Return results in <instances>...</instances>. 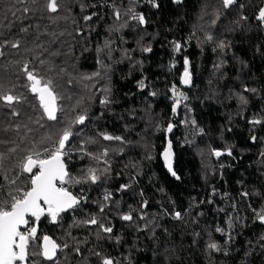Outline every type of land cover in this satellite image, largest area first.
<instances>
[{
	"label": "trees",
	"instance_id": "16d2710c",
	"mask_svg": "<svg viewBox=\"0 0 264 264\" xmlns=\"http://www.w3.org/2000/svg\"><path fill=\"white\" fill-rule=\"evenodd\" d=\"M156 2L159 8L146 0H58L60 11L49 13L43 10L45 0H0V23L11 24L0 41L18 39L21 44L19 49H5L0 58V92L12 90L26 98L14 105L19 117L5 115L9 110L0 101V139L15 141L0 145V151L18 145L5 161V171L13 178L19 160L33 145L39 151L52 147L46 137L55 140L61 127L85 113L88 119L83 125L73 124L74 136L65 149L70 154L65 158L69 174L77 177L89 166L103 169L104 159L111 167L107 179L97 184L66 186L87 202L62 214L56 223L42 216L36 224L38 238L48 235L68 244L57 254L60 264H101L96 252L118 264H264V224L253 212L264 207V124L250 123L253 118L264 120V28L254 19L264 0H238L244 7L222 10L215 24L211 20L218 0ZM24 7L32 11L24 13ZM129 7L142 13L147 24L132 20L131 13L124 15ZM9 8L21 11L13 17ZM114 9L121 12L119 20ZM89 15L92 19L85 21ZM240 15L248 20L237 25ZM21 27H28V32L21 33ZM174 42L181 44L180 52ZM221 42L227 47L220 49ZM148 46L152 51H143ZM185 57L191 73L187 88L180 83ZM25 61L39 77L53 81L60 97L57 121L42 118L38 98L25 87L29 82L20 70ZM173 85L188 97L176 114ZM240 95L247 98L246 105ZM106 96L107 105L101 103ZM17 123L22 125L19 134L2 131ZM169 123L173 131L166 133ZM100 133L120 136L123 142L104 140ZM168 140L179 180L162 160ZM229 148L232 156L212 155V149L226 153ZM104 149L108 156L99 162L85 154L100 156ZM0 185L7 188L3 173ZM122 185L129 187L122 190ZM105 191L112 195L109 201L103 200ZM101 203L107 205L103 213ZM177 211L179 220L173 218ZM129 213L132 221L121 219ZM93 215L113 232L79 223ZM217 227L230 232L232 239ZM210 242L222 251L209 249ZM39 243L38 239L33 247ZM33 259L53 264L40 256Z\"/></svg>",
	"mask_w": 264,
	"mask_h": 264
},
{
	"label": "snow or ice",
	"instance_id": "6c2138e0",
	"mask_svg": "<svg viewBox=\"0 0 264 264\" xmlns=\"http://www.w3.org/2000/svg\"><path fill=\"white\" fill-rule=\"evenodd\" d=\"M17 2L27 4L28 0H17ZM136 2L138 3L139 0H136ZM146 2L151 4L154 8L160 7L156 0H146ZM174 2L180 4L182 3V0H174ZM32 3L38 4L39 0H32ZM218 4L219 7L212 13V24H215L220 18L222 10L236 11L237 8L242 9L244 7L243 4H238V0H218ZM39 10V8L36 9V11ZM43 10L49 13H57L60 11V4L58 3V0H45ZM8 11L11 12L13 17H15L16 13L21 11V9L17 8L13 10V8H9ZM22 11L24 13H29L32 9L24 7ZM129 13H131L132 20L137 21L140 25L147 24L145 16L142 13H137L134 8L129 7L124 15H128ZM114 15L115 18L119 20L121 12L118 9H114ZM84 19L85 21L91 20L92 16H85ZM254 19L259 22L260 27L264 28V7L259 9L258 14L255 15ZM241 20H248V17L246 15H240L235 23L239 25ZM6 27L11 28V24L4 25L3 23H0V36H3V29ZM20 32L27 33L28 27H21ZM207 39L211 40L212 37L209 35ZM9 47L12 49H19L21 47L20 40L5 39L0 41V58L4 57L5 49ZM105 47H108L107 41L105 42ZM225 47H227V45L224 42L219 44L220 49H224ZM174 48L176 52H180L181 44L174 42ZM143 51L151 52L152 49L148 46L145 47ZM15 63L20 64L21 62L15 61ZM41 63H43V61ZM189 63L188 58L185 57L184 69L180 77V83L183 85L191 84ZM20 70L29 82L25 87H27L39 100V107L43 110L42 118L46 117L48 121H57V113L60 111V106L58 105L60 97L55 91L53 81L51 79L45 81L43 77H39L34 68L30 70L29 62L27 61L21 64ZM94 75L99 76L100 73L97 72ZM91 78L92 77H84V79ZM139 87L141 89L145 87L143 81H140ZM244 91L255 93L257 89L245 88ZM171 93L173 101L172 112L173 114H176L181 103L186 101L188 97L175 85L172 86ZM155 94V92L151 93L153 96ZM24 99L26 98L22 95L13 94L12 90H9L8 92H0V101H2L3 105L9 110L5 115H10L11 117L20 116L19 110L15 108L14 105L22 103ZM239 100L242 104L246 105L248 103V100L244 95H240ZM101 103L107 105L110 101L106 96ZM184 106L186 108L188 107L187 104ZM87 119L88 116L85 113H81L75 117L74 121L58 130L55 140H53L51 135L46 137L47 140L52 141V147H45L43 151H39L36 150L35 145H33L32 150L19 160L16 165V168H18L19 171H17L16 175L11 179L5 171V161L9 159L10 154L17 152L18 145L7 148V151H0V173H3V178L7 183V188L0 185V264H37L36 260L33 259L37 256L43 257L45 261H51L53 264H60L57 259V253L67 249L68 244L64 243L61 245L48 235H43L41 238H38L36 224L40 221L42 216H47L52 223H56L62 213L76 209L82 201L87 202V197L83 196V194L79 196L73 194L66 185L85 183L97 184L98 182H101L102 179H107L111 167L107 159H104L103 163L107 165V167H104L103 169L89 166L86 171L82 170L81 175L77 177H73L69 174L65 163V157L69 155V152L65 151V149L74 136L73 124L83 125ZM191 123L193 127L196 128V121L192 120ZM250 123L253 125H260L264 124V120L253 118ZM21 127L22 125L17 123L14 127L11 125L3 127L2 131L7 133L11 130L19 134ZM23 127L27 128V125H23ZM173 127L174 126L169 123L164 131L166 133H171ZM28 131H31V129H28ZM196 131L202 134L204 130L202 128H196ZM76 134L78 135L79 133ZM100 135L104 140L123 142V138L120 136H112L107 133H100ZM251 139L255 142L256 137L253 135ZM21 142H23V140ZM9 143L14 144L15 141L0 139V145H8ZM84 143H94V141L86 140ZM81 151H83V145L81 146ZM211 151L212 155L217 158L225 154L232 156L231 148L227 149L226 153L216 149H212ZM85 154L99 162L101 157L108 156V150L104 149L100 156H95L92 153ZM262 155H264V153H262ZM162 158L168 173H170L175 179L179 180L180 176L173 167L174 153L171 140H168L167 146L162 153ZM12 170L15 171L16 169L13 168ZM23 174H26L24 181L18 183ZM128 187L129 185H122L121 189L126 190ZM243 195L247 196L248 193H244ZM257 195L259 194L257 193ZM110 199H112L111 193L105 191L103 200L109 201ZM146 205L147 201H144L143 206ZM106 206V204L101 203L99 206V212L103 213ZM253 212L255 213L256 219L259 220L261 224H264V207L258 211L253 209ZM140 218L144 219L143 216ZM173 218L177 220L181 219V213L179 211L175 212ZM121 219L124 221H132L133 217L129 213L122 215ZM79 223L84 225H98L100 231L103 233L111 234L113 232L111 226H105L94 215L89 219L80 221ZM231 227L232 223L230 220L229 228ZM216 231L226 235L229 240L232 239L230 232L225 233L224 229L219 227L216 228ZM97 235L99 236V233H97ZM38 239L40 240V243L36 247H33ZM261 239L264 240V237H261ZM118 242L119 238H117V243ZM207 247L214 251H222L221 247L215 242H210ZM74 251L77 254H80L79 247H76ZM94 254L101 257V264H118V261H114L111 257L102 256L99 252ZM225 254L227 253L225 252Z\"/></svg>",
	"mask_w": 264,
	"mask_h": 264
},
{
	"label": "water",
	"instance_id": "95a60500",
	"mask_svg": "<svg viewBox=\"0 0 264 264\" xmlns=\"http://www.w3.org/2000/svg\"><path fill=\"white\" fill-rule=\"evenodd\" d=\"M184 87L185 88H187V87H189V85H184ZM58 115H59V112L57 113V117H58ZM51 122H53V121H51ZM162 160H163V158H162ZM173 167H174V159H173ZM72 211V210H71ZM70 212V211H69ZM66 213H68V212H66ZM62 214H64V213H62ZM61 214V215H62ZM58 254V253H57Z\"/></svg>",
	"mask_w": 264,
	"mask_h": 264
},
{
	"label": "rangeland",
	"instance_id": "374dc122",
	"mask_svg": "<svg viewBox=\"0 0 264 264\" xmlns=\"http://www.w3.org/2000/svg\"><path fill=\"white\" fill-rule=\"evenodd\" d=\"M206 6H207V5H206ZM210 6H211V5H210V4H208V7H210ZM71 154H72V153H71ZM69 155H70V154H69ZM69 155H68V156H69ZM66 157H67V156H66ZM66 157H65V158H66ZM215 157H216V156H215ZM216 158H217V157H216ZM66 186H68V185H66Z\"/></svg>",
	"mask_w": 264,
	"mask_h": 264
},
{
	"label": "bare ground",
	"instance_id": "6f19581e",
	"mask_svg": "<svg viewBox=\"0 0 264 264\" xmlns=\"http://www.w3.org/2000/svg\"><path fill=\"white\" fill-rule=\"evenodd\" d=\"M44 217V216H43Z\"/></svg>",
	"mask_w": 264,
	"mask_h": 264
}]
</instances>
